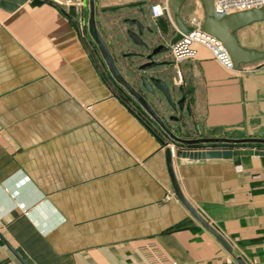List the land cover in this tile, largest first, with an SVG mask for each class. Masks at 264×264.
<instances>
[{
  "label": "crops",
  "instance_id": "1",
  "mask_svg": "<svg viewBox=\"0 0 264 264\" xmlns=\"http://www.w3.org/2000/svg\"><path fill=\"white\" fill-rule=\"evenodd\" d=\"M54 1L74 4L78 23L47 2L0 6V236L11 248L0 238V264H236L174 196L159 139L172 149L186 198L236 255L264 264V154L176 157L178 148L231 146L173 144L112 79L86 32L85 0ZM194 7L181 6L187 20ZM149 14L141 24L151 29L140 35L147 47L125 28L113 34L124 25L96 21L121 73L170 130L183 138L264 137V59L227 69L196 43L193 56L174 60L173 21L153 17L150 7ZM161 24L172 34L168 51L153 58L170 63L141 71L163 40ZM235 36L243 47L264 48V19ZM152 72L173 85V101L182 87V110L141 86L140 75Z\"/></svg>",
  "mask_w": 264,
  "mask_h": 264
},
{
  "label": "water",
  "instance_id": "2",
  "mask_svg": "<svg viewBox=\"0 0 264 264\" xmlns=\"http://www.w3.org/2000/svg\"><path fill=\"white\" fill-rule=\"evenodd\" d=\"M28 0H0V6L7 9H16L19 5ZM186 0H167L169 8L172 13V21L176 32L171 38L170 43L174 44L185 34L200 31L201 33L217 39L220 41L224 49L230 55L234 68L240 64H246L255 60L264 59V48L254 49L241 46L235 36V31L240 27L250 24L251 22L260 21L264 19V4L259 7H252L244 10L232 11L221 16H215L213 11L214 0H199L201 2L203 16L198 26L186 24L180 17L179 12L181 6ZM47 2L57 6L65 16H67L74 23H78L76 19L77 8L74 4H70L67 8H63L54 0H29L31 5H41ZM86 2V18L85 28L89 38L97 48L99 55L106 66L109 74L114 82L123 89V91L133 100V102L143 110V112L150 117L162 130L164 136L169 139L176 146L194 147L199 145H217L224 144L231 146V148H208V149H176L174 154L176 157L188 159H230L239 155H261L263 150H255L251 146H264V137L258 136H244V137H230L226 135L208 136L196 138H183L173 133L166 125L163 118L155 111L150 101L135 87L119 70L115 59L111 53L109 44L103 33L98 27L96 21V0H85ZM140 26V25H139ZM139 32L128 31V35L138 46H145V42L140 38ZM168 51V46L158 44L151 48L145 55L146 61L138 66L139 70L145 71L155 68L157 65L169 64V61L157 62L153 57L159 54H164ZM141 86L148 92H160L167 104L172 108L182 110L185 101V93L182 87H178V92L181 94L176 101L172 99L174 87L168 84L164 79L156 76L153 72L149 75H140ZM163 147L165 165L170 179L171 188L174 196L189 212V214L206 230H208L221 244L225 251L233 258L236 264H248L243 257L236 255L233 251L232 245L186 198L183 194L177 177L175 175L172 164V149L168 142L159 139ZM250 146V147H247ZM0 238L5 242L4 238ZM6 243V242H5ZM7 244V243H6ZM10 248V246L7 244ZM11 249V248H10ZM21 262L25 264L22 260Z\"/></svg>",
  "mask_w": 264,
  "mask_h": 264
},
{
  "label": "built area",
  "instance_id": "3",
  "mask_svg": "<svg viewBox=\"0 0 264 264\" xmlns=\"http://www.w3.org/2000/svg\"><path fill=\"white\" fill-rule=\"evenodd\" d=\"M264 4V0H214L213 11L215 16L259 7ZM150 12L153 17L157 18L162 15L168 16L170 19V8L167 0H159L150 5ZM198 23L193 22L192 26H198ZM199 43L206 46L214 59L227 69H233V63L228 52L224 49L220 41L209 37L200 31L196 30L185 34L182 38L170 46V55L174 60H181L191 57L195 54V44Z\"/></svg>",
  "mask_w": 264,
  "mask_h": 264
},
{
  "label": "flooded vegetation",
  "instance_id": "4",
  "mask_svg": "<svg viewBox=\"0 0 264 264\" xmlns=\"http://www.w3.org/2000/svg\"><path fill=\"white\" fill-rule=\"evenodd\" d=\"M108 2L111 3H107V5L104 6L96 4V17L100 18L105 16L112 24L118 23L124 25L126 31L139 32L140 29V35L145 29L150 31L151 28L143 26L141 21L148 18L153 19L149 14V7L152 0H109ZM153 34H156V32H153ZM158 34L163 40L155 42L154 45L163 44L168 46V42L165 41V36H171L172 34L168 26L161 24L158 28ZM145 46L147 47L146 42Z\"/></svg>",
  "mask_w": 264,
  "mask_h": 264
},
{
  "label": "rangeland",
  "instance_id": "5",
  "mask_svg": "<svg viewBox=\"0 0 264 264\" xmlns=\"http://www.w3.org/2000/svg\"><path fill=\"white\" fill-rule=\"evenodd\" d=\"M109 0H97V5L98 4H102V3H105L107 2L108 4L111 3V2H108ZM112 1V0H110ZM158 0H153V2H157ZM190 2H194L195 3V7L193 8L194 9V12L193 14H191V18L190 20H187L188 18L183 15V13H185L182 9H180V12H179V15L182 19L186 18L187 21H189V23L192 25L193 22L195 23H198L201 21V18L203 16V10H202V6L200 5V1L199 0H189ZM196 6H199L198 9L196 8ZM170 17H171V20L173 19L172 18V13L170 12ZM184 21V20H183ZM124 27L121 28V30L119 28L116 29V31L114 30L113 34L116 36L117 35V32L121 31V32H124ZM134 48L132 45L131 46H128L126 47L125 49H132ZM133 66V65H132ZM135 79H137L138 77L135 75V77H133ZM171 85V84H170ZM173 86V85H171Z\"/></svg>",
  "mask_w": 264,
  "mask_h": 264
}]
</instances>
